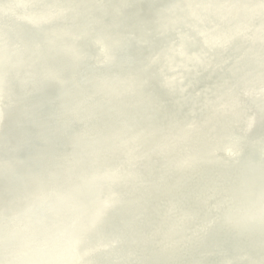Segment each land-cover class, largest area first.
<instances>
[{
	"label": "bare ground",
	"instance_id": "obj_1",
	"mask_svg": "<svg viewBox=\"0 0 264 264\" xmlns=\"http://www.w3.org/2000/svg\"><path fill=\"white\" fill-rule=\"evenodd\" d=\"M40 1L46 2L48 6L50 3L52 7L64 8L65 13H59L60 16L47 14L49 26L31 27L16 24L12 30L5 31L2 37L6 44L12 43L11 34L17 27L21 32L18 40L24 50L35 56L33 59H18L13 63L0 60V107L5 110L4 122L0 128V251L15 256L24 246L21 250H25V253L18 255L14 264H24L23 260L28 251V247L21 241L23 238L17 240V236L8 229V225L16 221L15 214L19 210L32 207L40 218L47 214L49 207L56 208L58 214L65 215L76 212V209L85 211V206L91 202L86 196L80 197V201L74 199L76 191L65 183L69 175L76 183L78 180L90 178L93 175L90 169L93 160L98 167L103 166L101 157L116 151L117 146L125 141L137 142L145 139L140 142L144 149L151 148L148 141L152 137L163 136L167 141L174 138L181 140L176 132L182 135L196 132L202 137L219 136L220 133L212 132L211 128L205 126V122L216 120L214 124L219 127L222 120L227 123L232 120L221 114L215 115L217 103H213L211 112H205L199 104L213 102L218 97L229 94L232 88L241 89L247 85H252L264 94V84L259 80L249 78V82L232 84L227 82L228 78L223 70L211 71L213 66L208 70L201 63L197 66L201 70L198 75L194 74L193 77L187 74L185 77L187 88H172L163 83L160 78L161 66L153 60L169 55L176 47L175 49L184 50L183 54L179 55L182 59L178 67L183 66L182 60L188 53L185 49L190 47L185 45L177 33L180 31L184 36L201 34L200 31L193 32V26L190 25L193 19L191 9L186 8L187 0ZM254 4L264 8V0H255ZM245 5L246 0H200V6L207 17L214 18L221 15H240L238 12L245 11L241 10ZM246 10L250 11L249 8ZM263 16L258 15V19ZM262 22L264 23V20ZM262 28L264 24L261 23L264 36ZM50 29L62 37L63 45L47 37ZM205 37L203 35L201 39ZM92 42L109 51L110 58L105 64L97 63V49ZM69 51L77 53L81 62L69 58ZM224 58L230 59L228 63L231 67L235 66L237 57L233 54H218V65L223 63ZM247 66L253 70L250 65ZM176 73L174 72V75ZM136 74L142 78L144 88L130 91L119 98L117 94L123 84L128 81L139 83L136 81ZM221 80L226 81L221 83ZM4 84L11 87L12 93L9 97L4 93ZM75 85L78 90L74 88ZM107 85H110V89L105 88ZM189 90L196 92V95ZM86 91L97 95L94 102L81 97L80 92ZM201 91L206 92L202 95ZM24 94L29 95L25 97ZM254 95L251 94L252 97ZM237 98L241 101L242 95ZM175 99L180 103H175ZM246 104H255V100ZM225 105L230 104H223ZM78 107H86L88 110L77 111ZM231 110L237 111L233 112L236 118L243 119L238 111L239 107L237 110ZM192 113L193 117L190 116ZM173 124H176L174 129L171 126ZM188 124L192 125V132L185 130V125ZM118 130L126 131L127 137H119L116 134ZM256 131V135L252 136H256L255 139L263 138L264 123ZM96 141L102 144L96 145ZM207 145L209 143L203 141L190 150L200 156L208 152ZM106 150L107 152H104ZM120 152L116 151L115 155ZM176 156L177 153L168 152L166 160L176 159ZM226 169L211 162L196 167L199 172L213 174L217 171L215 173L220 176H226ZM157 175L160 177L157 179L163 181H174L178 178L175 174L169 175L168 178L166 174ZM209 177L203 178L208 185L213 186L217 180ZM232 178L237 181L235 185L240 186L237 176L232 175ZM197 184V181L189 180L185 183V190L196 193ZM170 190L168 184L163 188L149 190V193L153 194L151 202L147 204L151 213H164L165 210L158 207L159 202L171 199L180 201L179 204L185 213H193L201 221L208 220L210 213L203 210L201 205L195 201L186 202L180 192ZM75 201H79L81 206L76 208ZM53 202L57 205H53ZM76 214L67 215L71 217L74 226L79 215ZM31 217L36 219L35 215ZM119 219V214L110 213L106 225L119 229ZM52 223L58 227L65 225L63 219L53 214L49 215L47 221L30 226L29 232L32 230L41 237L52 235L55 229ZM17 229L23 231V225H17ZM255 243L254 239L253 244ZM74 245L77 247L74 248ZM231 245L237 246L235 242ZM215 247H221V243L216 241ZM39 248L49 264H64L62 260L69 258L66 252L71 248L80 252L75 255L81 258L82 251L86 250L83 243L77 245L76 236L70 230H64L58 236V242L47 239ZM229 249L230 247L220 253L228 256ZM37 257L36 252L33 260ZM147 257V264L149 258L159 260H154L157 264H168L161 252H157L156 256L148 254ZM191 259L197 261L196 257ZM3 260L6 264H11L8 259Z\"/></svg>",
	"mask_w": 264,
	"mask_h": 264
},
{
	"label": "water",
	"instance_id": "obj_2",
	"mask_svg": "<svg viewBox=\"0 0 264 264\" xmlns=\"http://www.w3.org/2000/svg\"><path fill=\"white\" fill-rule=\"evenodd\" d=\"M46 1L49 3V0ZM187 1L186 8L191 9L193 19L190 25L193 26V32L200 31L201 34L184 36L180 31L177 34L186 46L197 49H185L188 53L184 55L181 67H178L182 59L179 55L184 51L181 48L174 47L169 55L159 56L153 60L161 66L160 78L163 83L172 88H187L185 77L187 74L193 77L198 75L201 70L197 66L201 63L208 70L213 66L211 71L223 70L228 78L227 82L232 84L249 82L247 80L249 78L264 84V36L261 31L264 16L258 19V15H264V8L254 4L255 0H246V5L240 8L245 11L241 13L239 11L240 15L234 14L231 17L221 15L214 18L207 17L200 6V0ZM230 5L233 6L232 3ZM247 8L250 11H247ZM59 13H65L64 8L52 7L50 3L48 6L46 2L40 0H0V60L13 63L18 59H33L34 55L27 53L18 40L21 32L17 27L11 34L12 43L6 44L2 39L3 33L12 30L16 24L31 27L49 26L47 14L60 16ZM50 30L47 37L63 45L62 37L53 29ZM203 35L206 37L201 39ZM92 44L97 49L99 58L97 63L105 64L110 58L109 51L102 45L94 42ZM67 54L73 61L81 62V57L77 53L69 51ZM218 54L235 55L237 57L235 66L229 65L228 58H224L223 63L218 65L216 62ZM174 72H177L176 75ZM137 77L136 81L139 83L128 81L123 84V88L117 94L119 98L125 93L144 88L142 78L139 75ZM224 81L226 80H221V83ZM74 88L78 90L77 85ZM105 88L110 89V85ZM237 88H232L229 94L218 97L213 102L206 101L198 105L205 112H211L217 103L215 115L221 114L232 120L230 123L222 120L219 127L214 124L216 120L205 122V126L211 128L212 132L220 133L219 136L202 137L196 132L182 135L175 130L181 140L174 138L167 141L163 136L152 137L148 141L151 148L144 149L140 142L145 139L137 142L125 141L116 148V151H121L119 155H115L116 151L113 150L101 157L103 166L98 167L93 160L90 166L93 175L90 178L78 180L76 183L69 175L65 183L76 191L74 199L79 200L80 197L86 196V199L91 201L85 206V211L76 209L74 213L60 215L56 208L49 207L47 214L39 218L32 207L19 210L15 214L16 221L8 225V229L17 236H14L17 240L23 238L21 241L28 247L24 264H49L39 246L47 239L58 242V236L64 230H70L76 236L77 245L83 243L86 248L82 251L81 258L75 255L77 251L74 248L77 246L74 245V248L66 252L69 258L62 260L64 264H147L148 254L156 256L157 252L163 253L168 264H264V137L255 139L256 136H252L256 135V130L264 123V94L252 85ZM3 89L7 97L11 96L12 90L9 85L4 84ZM189 92L196 95L193 90ZM205 92L201 91L200 94L203 95ZM80 93L81 97L90 102H94L97 96L90 91ZM251 94L255 95L252 97ZM28 95L24 94L25 97ZM237 97H240L241 101ZM254 100L255 104H246ZM174 102L180 103L177 99ZM121 104L126 105L123 102ZM238 107L243 116L242 120L235 117L233 112L237 111L231 110V108L237 110ZM1 109L0 107V128L4 122L5 111ZM76 110L88 109L78 107ZM190 116L193 117L194 114ZM194 125L199 132L198 126L195 123ZM171 126L174 129L176 124ZM191 129L192 125H185L186 131L192 132ZM116 134L121 138L127 137L126 131L118 130ZM203 141L209 143L208 152L199 156L190 150ZM94 143L102 144L97 141ZM171 151L177 153L176 159L167 161L166 154ZM208 162L227 168L228 173H225L226 176L223 174L220 176L215 173L217 171L207 174L196 170V167ZM157 174H166L167 178L175 174L178 178L174 181H163L157 179L160 178ZM232 175L237 176L240 186L235 185L237 181ZM203 177L217 181L211 186ZM189 180L198 182L195 185L196 193L185 190V183ZM167 184L170 191L180 192L184 201H195L203 210L208 211L210 213L208 220L201 221L195 214L185 213L179 204L181 202L171 199L169 202L165 200L159 202L158 207L165 210L164 213H151L147 204L151 202L153 194L149 193V190L163 188ZM79 201H75L76 208L81 206ZM53 205L57 203L53 202ZM76 213L79 215L74 226L71 217L67 215L74 216ZM110 213L119 214V229L106 225ZM53 214H57L65 221L64 227L52 223L54 233L44 237L36 235L32 230L29 232L30 226L47 221L49 215ZM33 215L36 216L35 220L31 217ZM19 224L23 225V231L17 229ZM21 234L23 236L20 237ZM216 241L221 243V247H215ZM232 242L237 246L231 245ZM23 247L15 256L0 251V262L6 264L3 259H8L14 264L18 255L25 253V250H21ZM229 247L228 256L220 253L227 251ZM36 252L38 257L33 260ZM192 257H196L197 261H193ZM154 260L156 259L149 258V264H157L156 261H159ZM81 261L83 263H80Z\"/></svg>",
	"mask_w": 264,
	"mask_h": 264
}]
</instances>
